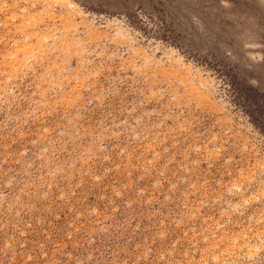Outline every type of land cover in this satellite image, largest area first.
I'll return each mask as SVG.
<instances>
[{
  "label": "rangeland",
  "instance_id": "obj_1",
  "mask_svg": "<svg viewBox=\"0 0 264 264\" xmlns=\"http://www.w3.org/2000/svg\"><path fill=\"white\" fill-rule=\"evenodd\" d=\"M0 264H264V0H0Z\"/></svg>",
  "mask_w": 264,
  "mask_h": 264
}]
</instances>
